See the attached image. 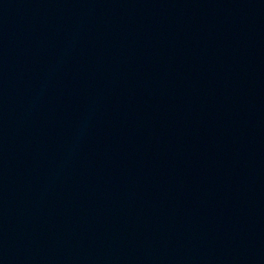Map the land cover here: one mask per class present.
Listing matches in <instances>:
<instances>
[{
  "label": "water",
  "instance_id": "1",
  "mask_svg": "<svg viewBox=\"0 0 264 264\" xmlns=\"http://www.w3.org/2000/svg\"><path fill=\"white\" fill-rule=\"evenodd\" d=\"M0 264H264V0H0Z\"/></svg>",
  "mask_w": 264,
  "mask_h": 264
}]
</instances>
